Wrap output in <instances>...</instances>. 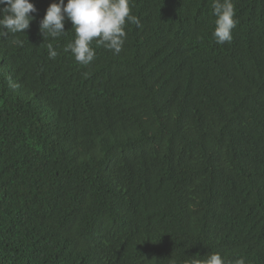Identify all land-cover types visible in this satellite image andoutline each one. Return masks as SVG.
I'll return each mask as SVG.
<instances>
[{
	"label": "trees",
	"instance_id": "1",
	"mask_svg": "<svg viewBox=\"0 0 264 264\" xmlns=\"http://www.w3.org/2000/svg\"><path fill=\"white\" fill-rule=\"evenodd\" d=\"M29 2L0 36V264H264V0H233L223 45L212 0H131L86 66L70 21L39 32L59 0Z\"/></svg>",
	"mask_w": 264,
	"mask_h": 264
},
{
	"label": "clouds",
	"instance_id": "2",
	"mask_svg": "<svg viewBox=\"0 0 264 264\" xmlns=\"http://www.w3.org/2000/svg\"><path fill=\"white\" fill-rule=\"evenodd\" d=\"M131 0H59L51 3L39 22V32L44 38L57 39L66 31L65 21H70L74 33L73 39L64 47L80 65H88L96 58L95 48L103 46L118 55L125 43L126 22L140 26L137 16L131 14ZM0 36L8 33H23L29 28L37 9L29 0H0ZM214 28L212 37L215 43L223 45L230 42L232 30L238 21L233 0H212ZM13 43H21L14 40ZM49 59H55L58 52L52 43L47 44ZM184 264H227L218 252L208 253L203 258L192 256ZM234 264H245L244 258L234 261Z\"/></svg>",
	"mask_w": 264,
	"mask_h": 264
}]
</instances>
